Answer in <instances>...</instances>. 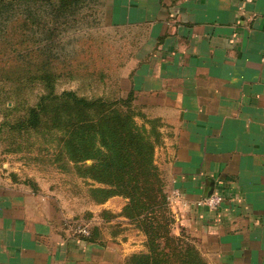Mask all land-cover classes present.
<instances>
[{"label": "crops", "instance_id": "crops-1", "mask_svg": "<svg viewBox=\"0 0 264 264\" xmlns=\"http://www.w3.org/2000/svg\"><path fill=\"white\" fill-rule=\"evenodd\" d=\"M108 3L120 27L145 34L129 92L161 124L154 161L165 192L186 203L178 232L195 239L207 264H264V0ZM210 195L223 198L217 209L192 205ZM125 204L115 197L98 207L115 214ZM65 218L57 204L0 178V264H117L143 250L71 236Z\"/></svg>", "mask_w": 264, "mask_h": 264}, {"label": "trees", "instance_id": "trees-1", "mask_svg": "<svg viewBox=\"0 0 264 264\" xmlns=\"http://www.w3.org/2000/svg\"><path fill=\"white\" fill-rule=\"evenodd\" d=\"M102 4L103 0H0V47H4L0 50V78L16 70V79L22 81L20 71L33 64L37 76L29 79L31 83H54L55 73L43 71L46 65L40 58L37 64L32 62L28 47H38L39 55L42 47H59L62 27L64 33L74 29L71 42H76L78 24L95 21ZM134 100L132 91L126 98L109 101L79 97L74 92L53 94L51 89L27 109L21 124L35 129L46 125L44 135L56 128L62 132L60 143L69 163L92 162L80 170L83 176L106 186L92 191L96 201L103 203L115 196L128 201L121 215L143 230L148 248L147 253L132 255L130 264H206L183 233H172L173 220L167 212L163 181L154 161L161 142L160 122L148 119L143 126L137 125L134 119L138 116L131 109Z\"/></svg>", "mask_w": 264, "mask_h": 264}, {"label": "rangeland", "instance_id": "rangeland-1", "mask_svg": "<svg viewBox=\"0 0 264 264\" xmlns=\"http://www.w3.org/2000/svg\"><path fill=\"white\" fill-rule=\"evenodd\" d=\"M110 6L108 0H103L102 7H99L96 12L95 21L91 22L89 18V24L82 25L81 22L78 24L76 42H71L74 29H68V33H64L62 27L59 31L61 35L59 47H42L41 55L36 51L38 47H28L32 51V62L37 64V59L40 58L42 65H46V67L42 66V70L55 73L57 79L54 83L44 80L31 83L29 79L37 76L36 65L33 64L34 67L30 65L27 68L30 71L28 74L25 69L20 71L22 81L16 79V70H11L5 76H1L0 174L2 175L0 178L8 179L12 185L40 194L51 204L60 206L66 215L65 226L69 235L76 237L77 235L74 234L77 229L87 226L90 238L95 237L96 234L99 240L113 239L115 242L124 240L131 245L142 246L143 250L134 253L142 254L147 253L148 250L146 234L131 220L126 219L123 224L119 222V218H124L121 212L128 201L125 199L126 204L120 213L113 214L112 211L115 210L112 208L98 207L111 198L99 203L92 195L94 189L106 188L88 176H83L80 167L89 166L92 162L69 163L63 144L60 143L62 132L56 128L52 129L51 134L44 135L46 125L35 129L21 124L27 116V109L34 107L40 97L49 94L51 89H53V94L74 92L77 96L87 99L102 98L114 101L128 96V73L136 65L141 53L140 46L145 41V34L137 29L120 27L118 21L111 19ZM46 26L50 31V24ZM3 49L4 47H0V50ZM54 54L59 58L56 59ZM6 78L10 81H6ZM7 95L8 98H6ZM131 109L138 116L134 119L137 125L143 126L148 118L137 108L135 100ZM160 128L161 124L158 130L161 142L155 149L154 160L156 150L163 141ZM160 152H158L159 155ZM157 163L155 165L164 185L163 193L166 196L167 212L173 220L171 230L176 235L178 230L175 218L181 202L171 203L168 200L170 194L165 192V171L161 168L163 165L158 161ZM115 197L124 199L120 196ZM120 203L121 200H117V205ZM93 220L99 224L97 227L93 225ZM178 233L176 236L183 232ZM182 235L196 247L194 238L186 234ZM134 254L124 257L117 264H130L129 258Z\"/></svg>", "mask_w": 264, "mask_h": 264}, {"label": "built area", "instance_id": "built-area-1", "mask_svg": "<svg viewBox=\"0 0 264 264\" xmlns=\"http://www.w3.org/2000/svg\"><path fill=\"white\" fill-rule=\"evenodd\" d=\"M168 200L171 203H173V202L177 203L180 201L183 205H186V203H184L181 200V197L175 193H171L168 197ZM222 202H223V198L221 196L210 195V196H206V197L199 199L197 202H194V204H192V205L199 207V208H206V209L215 210L222 204ZM75 233L76 234H74V235L81 236L83 238H87L90 236V231H89L87 226H83L81 228H78Z\"/></svg>", "mask_w": 264, "mask_h": 264}]
</instances>
